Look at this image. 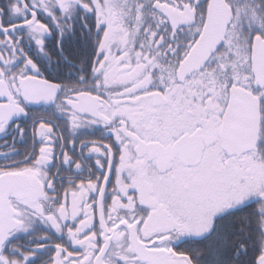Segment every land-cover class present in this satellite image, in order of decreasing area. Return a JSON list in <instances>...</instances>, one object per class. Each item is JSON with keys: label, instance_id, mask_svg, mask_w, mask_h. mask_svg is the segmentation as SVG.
I'll use <instances>...</instances> for the list:
<instances>
[{"label": "snow or ice", "instance_id": "1", "mask_svg": "<svg viewBox=\"0 0 264 264\" xmlns=\"http://www.w3.org/2000/svg\"><path fill=\"white\" fill-rule=\"evenodd\" d=\"M0 264H264V0H0Z\"/></svg>", "mask_w": 264, "mask_h": 264}]
</instances>
